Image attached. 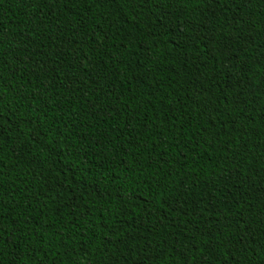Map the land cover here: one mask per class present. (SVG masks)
I'll return each mask as SVG.
<instances>
[{"label":"trees","instance_id":"1","mask_svg":"<svg viewBox=\"0 0 264 264\" xmlns=\"http://www.w3.org/2000/svg\"><path fill=\"white\" fill-rule=\"evenodd\" d=\"M221 7L0 0V264H264V0Z\"/></svg>","mask_w":264,"mask_h":264},{"label":"snow or ice","instance_id":"2","mask_svg":"<svg viewBox=\"0 0 264 264\" xmlns=\"http://www.w3.org/2000/svg\"><path fill=\"white\" fill-rule=\"evenodd\" d=\"M40 2L41 3H47V0H40ZM73 2H74V0H55L56 5L61 7L62 9L63 8H69V6ZM142 2H147V0H142ZM151 2L153 4H155L157 2V0H151ZM251 2H252V0H247V3H251ZM159 3L160 4H170L171 0H159ZM211 3L222 5V7L219 9V11L223 13L226 10H228V6L231 3H240V0H211ZM248 20H249V18L244 16V15H240L239 19H237L236 15L234 14L230 19L225 21L224 26L229 30L228 32L225 33V36L227 37L228 35H230L231 30L233 29L234 25L241 24L242 22L247 23ZM164 27H166V25H164ZM198 39H199V37H198ZM177 46L179 47L180 45H177ZM213 59H215V57H213ZM193 78L200 83V86L202 88H204V83H203L204 72H203L200 65H197L194 68ZM208 79L211 81V87L215 88L218 86L219 80L216 79L215 75L209 76ZM204 90L207 91V88H205ZM224 98L225 99L227 98L226 94H225ZM93 107H95V105H93ZM261 190L264 191V188H262ZM128 198L130 200H133V199H138L139 196L136 193H130ZM163 207H164V204L161 203L158 205L156 210L158 211L160 208H163ZM145 208H146V211H148L149 215L153 214V210L151 209V201H147V200L145 201ZM169 208H171V206H169ZM173 211H175V210L173 209ZM177 215H179V213H177ZM260 215L262 217H264V209L261 210ZM235 223L237 226H240L243 223V226L245 228H247L249 226L248 223L246 221H243L242 218H240V217L235 218ZM261 225L264 226V219L261 220ZM3 234H4L3 229L0 228V256L3 255V252H2ZM181 235H183V232H181ZM250 235H251L250 233H244L245 239H247ZM245 239H231V240L227 241V244H228V246H233L235 244L244 245L243 251L245 253H248L251 251L253 254H255V249H251L250 245H246ZM252 242H254V241H252ZM209 246L210 247H218L219 244L212 243ZM259 247H260L261 253L264 254V227L260 228V244H259ZM189 251H191V249H189Z\"/></svg>","mask_w":264,"mask_h":264}]
</instances>
